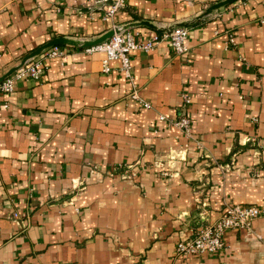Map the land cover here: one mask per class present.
Here are the masks:
<instances>
[{"label":"crops","instance_id":"0c3cea01","mask_svg":"<svg viewBox=\"0 0 264 264\" xmlns=\"http://www.w3.org/2000/svg\"><path fill=\"white\" fill-rule=\"evenodd\" d=\"M99 1L0 0V78L54 39L113 26L144 40L185 27L188 52L131 53L149 109L118 61L105 73L104 54L71 46L0 94V264H264V216L217 253H175L226 205L264 208V0L202 19L224 0H125L107 21ZM182 116L190 139L171 125Z\"/></svg>","mask_w":264,"mask_h":264},{"label":"built area","instance_id":"2783aa9c","mask_svg":"<svg viewBox=\"0 0 264 264\" xmlns=\"http://www.w3.org/2000/svg\"><path fill=\"white\" fill-rule=\"evenodd\" d=\"M103 11V20L107 21L122 10L125 0H100ZM113 35L104 42L91 47L84 48L87 54L102 53L105 59L102 61L103 72H108V63L118 61L120 71L131 87L130 98L138 101L144 109H149L150 105L143 102L138 97L134 77L131 73L130 55L132 52H143L149 54L161 42H167L174 53L179 56L187 54L188 47L186 41L188 30L185 27H175L142 39L138 34L133 35L122 26H113ZM233 42V39H230ZM67 52L63 46H53L42 51L38 56L26 62L22 67L13 72L10 76L0 82V94H11L18 80H39L47 70L46 61L59 59L64 62ZM184 104L190 103V98L183 95ZM159 121H164V117H159ZM181 134L187 138H192L191 122L187 116H182L171 123ZM161 174L168 175L167 170L161 168ZM14 217L18 215L13 213ZM264 216V208L258 205L228 204L221 211L219 217L212 223L202 226L195 235L186 240L176 243L175 253L177 255H203L214 254L225 247L223 234L229 229H249L252 222Z\"/></svg>","mask_w":264,"mask_h":264},{"label":"water","instance_id":"95a60500","mask_svg":"<svg viewBox=\"0 0 264 264\" xmlns=\"http://www.w3.org/2000/svg\"><path fill=\"white\" fill-rule=\"evenodd\" d=\"M236 0H224L221 1L217 4L212 5L210 8H208L198 19H202L208 15H210L212 12L223 8L225 6L231 5L232 3H234ZM140 25L142 26H148V27H152L150 24L143 22ZM113 35V32L110 31L107 34H105L104 36H102L101 38L95 40V41H91V42H87V41H72V40H67V39H63V38H58V39H54L51 42H49L48 44L42 46L41 48L35 50L34 52H32L31 54H29L28 56H26L25 58H23V60L21 61V63L19 64V66H17L15 69L11 70L9 73H7L5 76H3L2 78H0V82H2L5 78H7L8 76H10L13 72H15L17 69H19L20 67H22L26 62H28L29 60L35 58L36 56H38L42 51L53 47V46H71V47H79V48H87V47H91L94 45H98L102 42H104L105 40L109 39L111 36Z\"/></svg>","mask_w":264,"mask_h":264}]
</instances>
